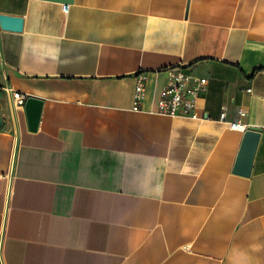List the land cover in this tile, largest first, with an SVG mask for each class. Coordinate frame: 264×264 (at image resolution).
Returning <instances> with one entry per match:
<instances>
[{
  "label": "crops",
  "instance_id": "1",
  "mask_svg": "<svg viewBox=\"0 0 264 264\" xmlns=\"http://www.w3.org/2000/svg\"><path fill=\"white\" fill-rule=\"evenodd\" d=\"M0 14L23 19L0 28V264H264V0ZM173 66L207 79L202 118L156 112ZM12 91L42 101L36 130ZM234 121L261 129L247 177Z\"/></svg>",
  "mask_w": 264,
  "mask_h": 264
},
{
  "label": "built area",
  "instance_id": "2",
  "mask_svg": "<svg viewBox=\"0 0 264 264\" xmlns=\"http://www.w3.org/2000/svg\"><path fill=\"white\" fill-rule=\"evenodd\" d=\"M62 10L67 12V5L64 4ZM164 72L165 82L160 89L156 112L170 117L202 118L203 114L198 108L197 98L207 79L197 76L190 67H167ZM145 79L143 73H139L136 77L133 110H139L138 105L145 94ZM12 98L16 106L23 105L25 97L22 93L12 91ZM221 118H224V114ZM230 127L241 132L247 128L238 121L232 122Z\"/></svg>",
  "mask_w": 264,
  "mask_h": 264
},
{
  "label": "water",
  "instance_id": "3",
  "mask_svg": "<svg viewBox=\"0 0 264 264\" xmlns=\"http://www.w3.org/2000/svg\"><path fill=\"white\" fill-rule=\"evenodd\" d=\"M66 2L68 0H54ZM23 27V19L21 17L0 14V28L11 31H21ZM24 112L27 120L28 129L34 131L37 128L42 101L34 97H27L24 101ZM1 124V118H0ZM261 129L249 126L243 132L241 144L237 152V156L232 168V172L241 176H249L255 150L257 147Z\"/></svg>",
  "mask_w": 264,
  "mask_h": 264
}]
</instances>
